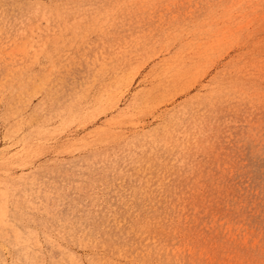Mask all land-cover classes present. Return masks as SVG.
<instances>
[{"label": "rangeland", "instance_id": "obj_1", "mask_svg": "<svg viewBox=\"0 0 264 264\" xmlns=\"http://www.w3.org/2000/svg\"><path fill=\"white\" fill-rule=\"evenodd\" d=\"M0 264H264V0H0Z\"/></svg>", "mask_w": 264, "mask_h": 264}, {"label": "bare ground", "instance_id": "obj_2", "mask_svg": "<svg viewBox=\"0 0 264 264\" xmlns=\"http://www.w3.org/2000/svg\"><path fill=\"white\" fill-rule=\"evenodd\" d=\"M63 257V256H62Z\"/></svg>", "mask_w": 264, "mask_h": 264}]
</instances>
